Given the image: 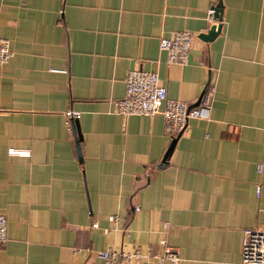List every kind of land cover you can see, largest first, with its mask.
<instances>
[{
    "label": "crops",
    "instance_id": "obj_1",
    "mask_svg": "<svg viewBox=\"0 0 264 264\" xmlns=\"http://www.w3.org/2000/svg\"><path fill=\"white\" fill-rule=\"evenodd\" d=\"M181 29L195 34L188 62L168 64L159 40ZM0 37L13 51L0 65V264H109L97 251H159L163 236L177 264H241L243 230H264V0H0ZM135 68L189 106L207 87L208 119L170 136L159 113L113 112ZM67 109L81 113V158Z\"/></svg>",
    "mask_w": 264,
    "mask_h": 264
},
{
    "label": "built area",
    "instance_id": "obj_2",
    "mask_svg": "<svg viewBox=\"0 0 264 264\" xmlns=\"http://www.w3.org/2000/svg\"><path fill=\"white\" fill-rule=\"evenodd\" d=\"M215 12V5L207 9L206 18L212 24L218 21ZM194 38L195 34L185 29L176 30L169 37L160 38L159 49L165 52L166 63L185 65L188 62ZM12 55L9 40L0 37V65L8 63ZM210 100V93L205 87L198 105L189 107L185 101L167 96L166 87L156 72L135 68L126 74L123 97L112 101V105L113 112L122 116L151 117L159 113L164 118L165 131L170 136H175L185 127L189 118L208 119ZM80 115L79 111L65 110L63 113L65 125L72 126V121L78 120ZM8 153L22 157L30 155L27 149L11 148L8 149ZM261 169L262 165H257V170L261 171ZM256 193L259 194V186L256 187ZM108 220L118 224L120 217L114 214L110 215ZM168 227L167 221L162 223L163 233H166ZM108 231L109 229H104V233ZM6 239L7 219L3 213H0V244L5 243ZM158 245L161 247L159 251L152 250L150 247L144 250L138 246L133 247L132 250L107 248L97 251V256L109 264H117L119 261H135L139 264H166L167 262L177 264L179 262L180 256L177 250L168 244L165 236L159 239ZM240 262L241 264H264V230L258 228L243 230Z\"/></svg>",
    "mask_w": 264,
    "mask_h": 264
},
{
    "label": "water",
    "instance_id": "obj_3",
    "mask_svg": "<svg viewBox=\"0 0 264 264\" xmlns=\"http://www.w3.org/2000/svg\"><path fill=\"white\" fill-rule=\"evenodd\" d=\"M221 12H222V9H221V6L217 5L216 6V12H215V16L217 17L218 20L221 19ZM220 32V24L218 25H213L207 33H201L198 35L199 38L203 39V40H211L215 35H217L218 33ZM202 95V94H201ZM201 95L199 96L197 102L193 105H190L189 107H193L195 105H198L199 103V100H200V97ZM77 120H73L72 121V130H73V133H74V141L76 143V150H77V153H78V157L81 158V153H80V146H79V141H80V138L78 137L79 136V130L77 128ZM176 139H177V136L175 138L172 139L165 155H164V158L162 160V163L166 160V158L168 157V155L170 154L173 146H174V143L176 142ZM160 167V165H159Z\"/></svg>",
    "mask_w": 264,
    "mask_h": 264
}]
</instances>
